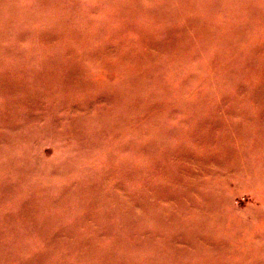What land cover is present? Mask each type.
Segmentation results:
<instances>
[{
    "label": "rangeland",
    "instance_id": "rangeland-1",
    "mask_svg": "<svg viewBox=\"0 0 264 264\" xmlns=\"http://www.w3.org/2000/svg\"><path fill=\"white\" fill-rule=\"evenodd\" d=\"M0 264H264V0H0Z\"/></svg>",
    "mask_w": 264,
    "mask_h": 264
}]
</instances>
